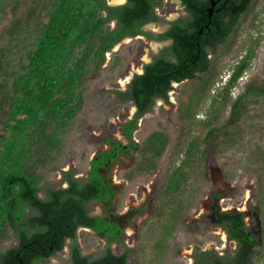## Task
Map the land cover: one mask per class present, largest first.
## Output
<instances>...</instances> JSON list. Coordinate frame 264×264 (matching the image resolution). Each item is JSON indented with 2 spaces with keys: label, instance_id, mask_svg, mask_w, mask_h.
Here are the masks:
<instances>
[{
  "label": "trees",
  "instance_id": "trees-1",
  "mask_svg": "<svg viewBox=\"0 0 264 264\" xmlns=\"http://www.w3.org/2000/svg\"><path fill=\"white\" fill-rule=\"evenodd\" d=\"M250 1L215 0L210 18L211 0H180L187 16L166 21L167 30L154 34L144 26L161 20L155 8L162 0H127L115 5L108 0H0V264H39V260L57 255L68 238L76 240L77 225L90 220L85 203L96 199L92 197L100 192L99 166L107 160L118 162L120 154L130 155L139 146L133 139L139 118L152 110L159 97L169 103L168 94L175 82L207 73L209 52L226 40ZM9 14L12 18L6 23ZM206 24L209 26L200 33ZM135 35L158 41L169 39L170 45L153 55L125 90L114 91L121 102L131 101L137 108L121 127L128 143L104 136L109 148L92 158L87 182L83 177H74L73 169L64 172L68 187L55 189L48 181L40 183L41 175L28 164L32 147L60 146L83 105L80 89L88 76L101 68L106 52L115 44ZM250 56L240 60L230 73L228 81L233 86L248 67ZM250 90L264 93L263 86L248 87ZM242 98L232 103L230 120L240 115L238 104ZM216 129L209 130L208 137L214 136ZM193 141L190 146L197 148ZM165 142L166 138L157 150L147 140L146 149L151 154V160L145 157L149 161L147 169L154 167V157L161 153ZM39 156L50 163L46 152ZM188 164L184 158L169 173L167 195L186 182L183 169ZM39 189L48 191L46 198L38 197ZM221 196L220 192L212 194L208 217L214 225L222 226L238 248L233 255L196 249L195 264H250L258 253L260 234L246 225L245 212L222 210ZM27 206H34L35 212L26 214ZM143 207L147 208V203ZM12 239L14 244L3 247ZM132 252L133 248L125 245L124 254L110 250L97 260L128 264ZM71 254L74 260H91L89 255L81 254L79 246L73 247Z\"/></svg>",
  "mask_w": 264,
  "mask_h": 264
},
{
  "label": "rangeland",
  "instance_id": "rangeland-1",
  "mask_svg": "<svg viewBox=\"0 0 264 264\" xmlns=\"http://www.w3.org/2000/svg\"><path fill=\"white\" fill-rule=\"evenodd\" d=\"M108 2L115 5L127 0ZM155 12L161 20L144 26L154 34L167 30L166 21L188 14L179 0H162ZM45 17L43 13L42 20ZM11 18L9 14L5 22ZM111 25L116 26L114 21ZM169 45L170 40L136 35L125 37L106 52L101 68L89 75L80 89L83 105L60 146L51 149L44 145L41 149L35 145L29 152L28 164L41 175L40 183L54 185L61 170L68 167L77 174L86 173L94 154L109 148L104 142L106 135L128 142L121 127L137 108L131 101L121 102L114 91L125 90L134 74L142 73L152 56ZM247 55H251L248 67L233 86L228 81L230 73ZM208 58L207 73L175 82L169 103L158 99L152 110L139 118L133 133L139 146L113 166V174L122 181L121 200L134 202V206L147 200L153 205L150 215L137 217L138 232L126 235L133 248L128 264H192L196 249L233 255L237 242L208 217L215 192L222 193V210L245 212L246 225L260 234L258 253L250 264H264V93L247 91L248 87H264V0L250 1L229 36L213 47ZM133 66L140 70L123 85L121 78L130 75ZM241 95L240 115L230 120L231 105ZM212 128L217 129L208 137ZM165 138L161 153L154 157V167L147 169L146 158L151 160L147 140L158 150ZM192 140L197 148L190 146ZM40 152H46L50 163L42 161ZM184 158L189 163L183 169L186 182L167 195L166 179ZM84 232L79 234V242L89 252L100 240ZM14 243L15 239L6 241L3 247Z\"/></svg>",
  "mask_w": 264,
  "mask_h": 264
},
{
  "label": "flooded vegetation",
  "instance_id": "flooded-vegetation-1",
  "mask_svg": "<svg viewBox=\"0 0 264 264\" xmlns=\"http://www.w3.org/2000/svg\"><path fill=\"white\" fill-rule=\"evenodd\" d=\"M159 99L164 100L160 97ZM123 155L127 156L128 154H120L119 158L121 159V156ZM114 164H116V161L107 160L103 162L101 166H99L98 170L101 177V183H98V189L100 192L97 194L98 196L96 195L95 197H92L96 199L89 200L85 203V207L88 210L87 215L90 217V220L88 223H79V225H77L75 229L77 236L76 240L72 241L68 238L65 242L64 248L59 251L57 255L50 256L47 260H39V264H105L107 260L109 261V259L103 260L101 262L97 259L102 258L110 250L114 254H124L125 245L131 247L128 243L126 235H130L133 232L134 234L138 232V226L135 222L137 217L144 215L147 212L150 215L153 210V205L147 200L144 201V203L140 206H134V202L133 204H129L127 200H121L123 197V186H121L122 181L117 178V174H113ZM90 168H92L91 163L86 173L80 175L74 170L73 176L76 178L83 177L85 178V182H87L90 177ZM71 170H73L71 167L61 170L58 181L56 183L54 182L53 185L55 189L69 186V181L66 177H64V172ZM148 191H150V189ZM47 193L48 191L46 189H39L37 191V195L40 199L46 198ZM145 203H147V208L143 207ZM33 209H35L34 206H27L25 213L29 214L35 212ZM98 217H101L102 219H98ZM134 227H136V230L133 229ZM84 231L90 232L92 236L100 240L99 244L93 246L89 252L85 251L79 242V234L85 233ZM223 231L225 230L223 229ZM225 233L227 235L226 231ZM75 246H79L81 249V254L89 255L91 260H74L71 250ZM61 255H63L64 258H62ZM194 256L195 254L193 255L194 262H192V264H195L196 262ZM57 258H59V262Z\"/></svg>",
  "mask_w": 264,
  "mask_h": 264
},
{
  "label": "bare ground",
  "instance_id": "bare-ground-1",
  "mask_svg": "<svg viewBox=\"0 0 264 264\" xmlns=\"http://www.w3.org/2000/svg\"><path fill=\"white\" fill-rule=\"evenodd\" d=\"M132 69H133V70H132L133 72H131L130 75L128 74V75H126L125 77H122V78H121V83H122L123 85H124L127 81H129V79L131 78V74H133L134 71H136V69L140 70L139 68H136V66H133ZM223 235H224V239H225V237H226V236H225V233H224Z\"/></svg>",
  "mask_w": 264,
  "mask_h": 264
},
{
  "label": "water",
  "instance_id": "water-1",
  "mask_svg": "<svg viewBox=\"0 0 264 264\" xmlns=\"http://www.w3.org/2000/svg\"><path fill=\"white\" fill-rule=\"evenodd\" d=\"M215 5V0H211V6L208 8L209 11V17L211 18L212 16V12H213V6ZM209 25L206 24L204 26H202V28L200 29V33L202 32L203 28L208 27Z\"/></svg>",
  "mask_w": 264,
  "mask_h": 264
}]
</instances>
